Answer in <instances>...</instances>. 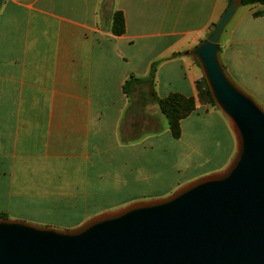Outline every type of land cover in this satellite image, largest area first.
I'll return each instance as SVG.
<instances>
[{
    "label": "crops",
    "instance_id": "0c3cea01",
    "mask_svg": "<svg viewBox=\"0 0 264 264\" xmlns=\"http://www.w3.org/2000/svg\"><path fill=\"white\" fill-rule=\"evenodd\" d=\"M229 2L8 0L0 18V187L4 197L7 189L17 191L4 200L3 207H11L14 197L25 201L24 183L30 189L29 197H34L40 195L41 188L59 189L71 180L79 185V179L84 178L89 191L71 204L84 206V215L65 226L71 228L97 213L138 200L86 210L87 194L95 191L93 184L108 188L105 172H95L97 166L128 181L144 166H156L167 159L180 171L195 162L192 175L154 198L224 168L236 151L235 137L221 110L200 97L197 82L203 75L187 51L209 36ZM242 5L220 39L221 59L241 82L245 79L244 63L264 56V13L254 15L264 11V4H246L237 16ZM116 11L125 16L126 31L121 35L113 32ZM152 71L158 98L178 93L196 100V108L180 121L179 137L164 120L156 130L140 136L138 128L121 132L133 105L148 108L151 103L147 88L144 92L136 84L130 93L124 88L126 82L133 76L147 79ZM135 91L141 93V103L136 102L140 96L134 95ZM198 120L216 127L222 135V140L211 144L212 150L208 143L194 146L187 135V124ZM14 149L9 158L15 160L11 161L7 156ZM69 157L75 160L66 163L73 172L61 177L58 173L63 168L56 165L64 166L63 160ZM41 168L56 174L50 184L35 183Z\"/></svg>",
    "mask_w": 264,
    "mask_h": 264
},
{
    "label": "water",
    "instance_id": "95a60500",
    "mask_svg": "<svg viewBox=\"0 0 264 264\" xmlns=\"http://www.w3.org/2000/svg\"><path fill=\"white\" fill-rule=\"evenodd\" d=\"M241 5L231 0L187 51L234 134L230 162L71 228L0 217V264H264V106L220 56L222 33Z\"/></svg>",
    "mask_w": 264,
    "mask_h": 264
},
{
    "label": "rangeland",
    "instance_id": "374dc122",
    "mask_svg": "<svg viewBox=\"0 0 264 264\" xmlns=\"http://www.w3.org/2000/svg\"><path fill=\"white\" fill-rule=\"evenodd\" d=\"M7 1L8 0H5L0 11V18ZM247 7L248 5L246 4L242 5L237 16ZM199 69L201 70V67ZM243 71L245 73L243 76L245 77L243 82L236 80V78H234L229 72L228 73L239 85L251 93L264 106V56H259V58L255 60L246 61L243 65ZM154 79V77H148L147 79H137L129 86L130 93H132L133 87H136V84L140 85L144 92L147 88L148 92L145 93L150 96L152 101L148 97L149 102H151L148 108L143 107L144 105L138 103L133 105V111L130 112L129 117H126L122 123L121 132L125 133V129L128 131V128H138V135L140 136L147 131L156 130L157 127L162 124V120L167 121L169 124V118L166 112H164L162 109L160 103L158 102V97L155 94ZM245 81H247V84L249 83L247 86L244 84ZM140 94L141 93H138L137 91L134 93V95H137V97L140 96L136 102L140 101L141 103L143 100ZM186 128L187 135L190 137L189 139L192 140L194 146L208 143L210 150H212L211 144L218 143L219 139L222 140V135L219 133L218 129L216 127L209 126V124L207 125L202 120L189 123L187 124ZM135 135V133H132L131 137H135ZM125 137L128 138L129 136L125 135ZM14 153L15 149L13 150L12 155H8L7 157L9 158L14 156ZM9 159H11V161L15 160L14 157ZM63 162H65L64 166H61L60 164L56 165L58 168H63V170L59 171L58 173V175H61V177H63L64 173L66 172H69L68 174L73 172L70 164H73V162L75 163V160L74 158L69 157V159L66 161L63 160ZM195 165L196 164L194 162L191 164V167L185 169L184 171H180L178 168L173 167L172 162L167 159L156 166H144L143 171L139 173V175L135 174V176H130L128 181L123 179L118 180L116 178V174H111L105 168L102 169L101 167L97 166L95 168V172L96 170L98 172L101 170L105 172V182L108 188L104 187L103 189H100L99 182L94 183L92 188H95V191H93L92 195L87 194L85 209L89 210V212L99 211L101 209H108L113 206L116 207L117 204L130 199L144 200L150 199L151 197L154 198V196L165 193L168 189H170V187L192 175L196 170ZM9 168L10 167H7V169ZM52 172L54 171H50V169L47 168L39 169L36 172L38 175L36 177L37 181L35 183H42L41 185L50 184L49 182L52 176L54 178L56 175H53ZM32 176L34 177V173ZM68 176L71 177V175ZM84 182V178H81L78 182L79 185L73 184L71 180L68 184L62 185L59 189L41 188L38 190L40 195H35L34 197H29L30 189L28 186L26 187L27 184L24 183V188L22 189L23 195L25 196V201H23L21 197H14L15 201H13L14 203H12V206L9 208L3 207V204H5L4 200L10 198L9 196L14 194L17 190L14 188L11 190L7 189L5 198L3 196L4 189L0 187V213L3 211L4 213L2 215H7L10 218L15 217L17 219H29L26 221L48 226L60 227L57 225L61 224L62 227L60 228H65V226H70L77 223V221H79L77 218L84 215L82 214V209L84 206L76 205L73 207L71 205L75 204L76 201L81 200L80 197H82V193L85 194L89 191L88 188L85 187ZM83 183L84 187L82 186ZM36 191L37 190L35 189V192ZM96 191L97 193L94 194ZM17 200L19 201L18 204L16 202ZM27 200H31L35 204L29 203ZM24 202L28 203L25 204Z\"/></svg>",
    "mask_w": 264,
    "mask_h": 264
},
{
    "label": "trees",
    "instance_id": "16d2710c",
    "mask_svg": "<svg viewBox=\"0 0 264 264\" xmlns=\"http://www.w3.org/2000/svg\"><path fill=\"white\" fill-rule=\"evenodd\" d=\"M231 1V0H230ZM241 3L244 4H252V3H262L264 4V0H241ZM264 11L258 10L254 13L255 16L262 15ZM216 26V23L213 24V29ZM126 31V21L125 16L122 11H116L114 13L113 20V32L117 35H121ZM213 31V30H212ZM211 33V32H210ZM196 63L199 65L198 61L194 59ZM200 66V65H199ZM155 69V66H154ZM154 77V71H152L151 76ZM135 76L129 79L124 88L128 92L129 86L133 84L135 80H137ZM197 88L199 91L200 97L217 106L215 100L211 94L210 88L207 84V81L204 76H202L197 82ZM158 102L160 103L164 112H166L169 118V126L173 132V134L177 137L180 136V121L182 118L189 115L196 108V100L194 97H186L178 93L170 94L164 98H158ZM0 217H7L5 215H1Z\"/></svg>",
    "mask_w": 264,
    "mask_h": 264
},
{
    "label": "built area",
    "instance_id": "2783aa9c",
    "mask_svg": "<svg viewBox=\"0 0 264 264\" xmlns=\"http://www.w3.org/2000/svg\"><path fill=\"white\" fill-rule=\"evenodd\" d=\"M198 93H199V91H198Z\"/></svg>",
    "mask_w": 264,
    "mask_h": 264
}]
</instances>
